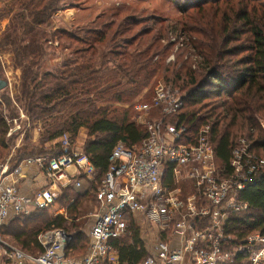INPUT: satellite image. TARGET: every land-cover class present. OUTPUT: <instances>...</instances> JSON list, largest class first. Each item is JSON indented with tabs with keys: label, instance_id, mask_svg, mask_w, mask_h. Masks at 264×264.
I'll return each mask as SVG.
<instances>
[{
	"label": "trees",
	"instance_id": "16d2710c",
	"mask_svg": "<svg viewBox=\"0 0 264 264\" xmlns=\"http://www.w3.org/2000/svg\"><path fill=\"white\" fill-rule=\"evenodd\" d=\"M86 1L19 0L20 10L0 42L2 47H12L15 64L22 67L19 93L11 96L6 89L0 90L7 115L19 116L17 102L29 117L31 129L43 124L39 143H31L32 135L25 132L22 145L12 155V167L30 157L71 152L84 128L82 152L96 168L85 189L64 188L60 196L64 204L74 198L66 215L52 218L46 209L34 208L30 214L13 216L1 229L16 246L34 255L43 252L39 236L60 228L73 236L67 255L77 258L85 236V221L78 219L100 205L97 192L113 150L121 142L133 148L148 135L133 107L134 116L123 105L133 102L157 74L184 96L179 123L193 135L204 124L210 125L219 169L232 172L233 154L243 139L249 150L264 158V0H174L181 15L178 20L162 24L164 20L156 19L140 30L136 29L147 20L121 16L126 9L123 4L122 9H110L105 21L100 16L88 18L74 29L53 25L49 34L54 14ZM86 8L90 7L80 10ZM177 43L181 58L168 62L164 57ZM48 59L53 66L45 70ZM3 70L0 62V79L7 80ZM8 132L0 108V164L14 147L17 134L8 136ZM65 134L70 136L68 147L61 140ZM240 200L248 202L249 208L230 215L228 249L233 251L250 233L264 231V174L241 191ZM113 245L123 264H139L149 254L134 223L130 233ZM246 256L238 253L236 264H243Z\"/></svg>",
	"mask_w": 264,
	"mask_h": 264
},
{
	"label": "built area",
	"instance_id": "2783aa9c",
	"mask_svg": "<svg viewBox=\"0 0 264 264\" xmlns=\"http://www.w3.org/2000/svg\"><path fill=\"white\" fill-rule=\"evenodd\" d=\"M7 81L13 87L16 78ZM146 95L148 99L141 96L131 106L148 135L133 148L121 142L113 150L110 168L97 192L100 208L93 214L91 243L81 258L68 257L72 235L65 229L42 233L43 252L36 255L5 241L1 229L13 215L51 208L58 197L54 186L71 181V167L94 177L96 168L90 157L73 149L59 156L30 157L16 167L10 157L0 164V264H123L113 241L125 236L129 220L139 216L156 237L153 248L145 244L149 254L139 264H236L238 253L247 254L243 264H264V231L250 233L234 251L228 249L232 237L227 232L230 215L249 208L240 194L264 174V158L249 150L243 139L234 151L233 170L228 174L217 167L210 125L204 124L193 135L179 123L185 99L178 89L162 80ZM2 105L0 97V108ZM4 114L8 136L17 134L19 144L32 128L29 117L21 107L18 117ZM37 126L42 131L43 124ZM69 137H62L65 147L70 146ZM29 165L39 166L51 186L33 195L22 193L11 177ZM175 236L178 241H170Z\"/></svg>",
	"mask_w": 264,
	"mask_h": 264
},
{
	"label": "rangeland",
	"instance_id": "374dc122",
	"mask_svg": "<svg viewBox=\"0 0 264 264\" xmlns=\"http://www.w3.org/2000/svg\"><path fill=\"white\" fill-rule=\"evenodd\" d=\"M123 4L126 5V9L124 10L121 16L125 17L127 15H132L136 18H141L145 21L147 20L145 23L138 26V29L136 30H140L141 28L150 27L151 25H153L152 23L156 19L164 20L162 24H167L168 21L172 22V20H178L181 17L180 12L174 0H87L86 3L84 5H81L80 7H71L66 10H61L62 12L59 11L56 14H54L52 17V21H53L52 27H48L47 30L49 34H52V29L54 28L53 25L57 27H60V26L67 27L68 26L69 29H74L77 26L82 25L83 23L87 22L88 18L94 19L98 16L101 17L102 21H105L110 16V9L118 10V8L122 7ZM85 6L90 7V8L89 9L86 8L87 10L85 11L80 10V8H84ZM18 10H20L19 0H0V42L2 39L3 32L6 30V28L11 22L12 17ZM68 20H70L69 23H68ZM171 40L174 41L175 37H171ZM179 46H180L179 43L172 46L170 51L164 57V58H168L167 59L168 62L175 63L178 58H181V54L178 52ZM61 52L62 53L59 52L58 55L62 56L63 51ZM66 55L67 57L72 56V55H69V52H66ZM11 58L12 59L16 58L12 47L5 48V47L0 46V62L2 64V67H4V64L7 65V61L11 60ZM183 58L185 60L186 56ZM52 66H53V63L49 61V59L47 60L45 64H43V68L45 70L51 68ZM5 77L7 78V76ZM162 80L165 81L166 79L163 76H159V74H157L154 77L151 84L148 87H146L136 99L140 98L141 96H143L144 98L146 97L145 99H148L149 96H147L146 94L152 93L154 86ZM146 90H147V93H146ZM133 102L123 105L125 106V108H128L130 110V112L132 113V116H134V113L131 107V104ZM1 108L5 110L6 112L8 111L4 105H2ZM11 113L14 114L13 111ZM33 130L34 128L28 129L27 134L33 135ZM24 136H23V139H24ZM40 137H41L40 135L37 136V139H34V137H32V140H30V142L39 143ZM16 138L14 139L16 140ZM80 138L81 139H79L77 143V147H81L85 140L84 137H80ZM59 199H60V196L57 201V204H59L58 206H60L61 204H64L63 200L61 199L59 200ZM92 212H89V214L78 219V221H85V225L83 227V232L85 236L82 237V240L80 241L81 249L75 253L76 256L74 257H77V258L78 256L83 257L87 253V247L89 245V235H90V231L92 228V218H91ZM132 223L135 224V227H138L140 229L141 236L144 238L148 248L150 249L151 240L147 238V234L150 232V228L148 224L143 220L142 216H139L137 218L136 217L132 218L131 221L129 220L128 233H130ZM1 236L8 243L15 245L14 242L11 241L10 238L8 239V237H5L3 234H1ZM152 242L154 243V239H152Z\"/></svg>",
	"mask_w": 264,
	"mask_h": 264
},
{
	"label": "crops",
	"instance_id": "0c3cea01",
	"mask_svg": "<svg viewBox=\"0 0 264 264\" xmlns=\"http://www.w3.org/2000/svg\"><path fill=\"white\" fill-rule=\"evenodd\" d=\"M62 12V11H61ZM66 15V14H65ZM57 16V15H56ZM63 17V16H62ZM70 22V20H68V23ZM55 26V25H54ZM57 27V26H55ZM68 27V26H67ZM14 59L11 58V60L7 61V65L4 64V74L5 76H7V78H16V82L13 84V87L11 86H8L6 87V91L12 96V92L14 91H18L19 93V89H20V82H21V78H22V67L21 66H17L15 64V61L13 62ZM58 62V59L57 61ZM12 64V65H10ZM19 73H21V75H19ZM14 82V80H12ZM19 86V87H18ZM1 97V96H0ZM18 104V103H17ZM15 103V105L18 107L19 109V115H20V105L18 104L17 105ZM4 111V110H3ZM6 113L7 115V112H4ZM5 115V114H4ZM18 117V116H17ZM41 130L38 129V126L34 127V130H33V135L32 137H34V139H37V136H39L41 134L40 132ZM81 137H84L86 138L87 137V131L86 129H82L81 130ZM81 139V138H80ZM24 140V139H23ZM23 140L19 143V144H16V140L14 141V149L12 150L11 154L8 156V158H12V155L15 153V150L16 148L20 147L23 143ZM62 140V138H61ZM77 150H80L82 151V146L81 147H77L76 148ZM7 158V159H8ZM6 159V160H7ZM6 162V161H5ZM69 177H70V182L69 183H66V184H59L57 186H54V188L57 190L58 192V197H57V200H56V203L49 209H46L49 216L54 218L58 215H61V214H64L66 215L67 214V207L72 203L74 202V198L71 199V201L68 203V204H61L60 206H58L59 204H57V201H58V198L59 196H62L63 195V190L64 188H67V187H70V188H73L75 190H80L81 189H85L88 182H90L91 180H93V177H89V176H86L85 174H82L80 172L77 171V169L75 167H71L69 169ZM12 179V182H14L16 184V186L18 187V189L26 194V195H33L35 194V192H37L39 189H42V188H45V187H49L51 186V182L47 179L46 175L44 174V172L41 170V168L37 165H29V166H25L24 167V170L21 174H17V175H13L11 177ZM79 181L81 182V185L80 186H77L75 183ZM59 187V190L58 188ZM100 208V205L95 207V210L91 213V218H92V226L94 224V217H93V214L95 212H97V210ZM14 216V215H13ZM13 216L11 218H13ZM10 218V219H11ZM10 221V220H9ZM8 221V222H9ZM7 222V223H8ZM92 229V228H91ZM73 237V236H72ZM147 238L151 240V243H150V249L153 248V242H152V239L156 238L155 237V232L154 231H151L147 234ZM170 241H173V242H176L178 241V238L175 236L173 238L170 239ZM91 243V237L89 235V245ZM145 244H146V241H145ZM89 248V246H88ZM88 250V249H87Z\"/></svg>",
	"mask_w": 264,
	"mask_h": 264
},
{
	"label": "water",
	"instance_id": "95a60500",
	"mask_svg": "<svg viewBox=\"0 0 264 264\" xmlns=\"http://www.w3.org/2000/svg\"><path fill=\"white\" fill-rule=\"evenodd\" d=\"M6 87H8V81L4 79H0V90L5 89Z\"/></svg>",
	"mask_w": 264,
	"mask_h": 264
}]
</instances>
